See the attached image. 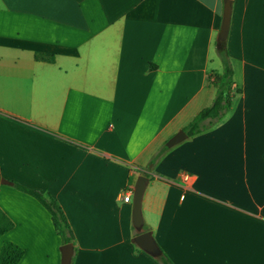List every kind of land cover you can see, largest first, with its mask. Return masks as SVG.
Segmentation results:
<instances>
[{"label": "crops", "instance_id": "crops-1", "mask_svg": "<svg viewBox=\"0 0 264 264\" xmlns=\"http://www.w3.org/2000/svg\"><path fill=\"white\" fill-rule=\"evenodd\" d=\"M223 6L0 0V210L13 223L0 247L19 246L18 264L61 255L47 211L12 183L61 207L72 264H158L121 200L144 174L143 230L173 264H264V0H231L230 111L145 170L215 96Z\"/></svg>", "mask_w": 264, "mask_h": 264}, {"label": "trees", "instance_id": "trees-1", "mask_svg": "<svg viewBox=\"0 0 264 264\" xmlns=\"http://www.w3.org/2000/svg\"><path fill=\"white\" fill-rule=\"evenodd\" d=\"M216 55L219 59L221 70L219 73L209 77V83L215 88V96L211 104L199 111L189 123L182 129L187 137L202 134L217 123H219L230 111L233 97L236 94L233 86V70L227 52V41L215 44ZM37 60H48V56L37 54ZM168 150L163 144L149 160L145 170L150 171L161 156ZM264 160V155H263ZM148 177L146 174H144ZM13 187L37 201L49 214L55 233L59 238V247L72 244L74 247V237L69 223L58 203L49 195L29 189L17 183H12ZM13 228V223L0 210V238ZM59 248V250H60ZM74 250V248H73ZM23 250L8 240H3L0 247V264H18L23 257ZM158 264H173L169 257L160 249V254L153 257ZM73 263V259L71 264Z\"/></svg>", "mask_w": 264, "mask_h": 264}, {"label": "water", "instance_id": "water-1", "mask_svg": "<svg viewBox=\"0 0 264 264\" xmlns=\"http://www.w3.org/2000/svg\"><path fill=\"white\" fill-rule=\"evenodd\" d=\"M231 12V0H224L222 23L217 36V42L223 43L227 40L229 21ZM187 138V135L183 131H179L173 137H171L166 143L167 148H171ZM2 185H11L10 182L5 180H0ZM147 178L144 176H139L135 182L132 190V216L131 224L136 230L137 235L133 237L132 242L135 246L148 254L151 257H157L160 254V248L155 242L152 234L149 231L143 230V217L141 211V204L143 194L146 188ZM60 264H71L73 258V245L66 244L60 248Z\"/></svg>", "mask_w": 264, "mask_h": 264}, {"label": "built area", "instance_id": "built-area-1", "mask_svg": "<svg viewBox=\"0 0 264 264\" xmlns=\"http://www.w3.org/2000/svg\"><path fill=\"white\" fill-rule=\"evenodd\" d=\"M187 179V178H186ZM132 191L131 190H125L122 194L121 200L124 203H129L131 201Z\"/></svg>", "mask_w": 264, "mask_h": 264}, {"label": "rangeland", "instance_id": "rangeland-1", "mask_svg": "<svg viewBox=\"0 0 264 264\" xmlns=\"http://www.w3.org/2000/svg\"><path fill=\"white\" fill-rule=\"evenodd\" d=\"M219 61V60H218ZM220 63V62H219ZM220 67H221V65H220Z\"/></svg>", "mask_w": 264, "mask_h": 264}]
</instances>
